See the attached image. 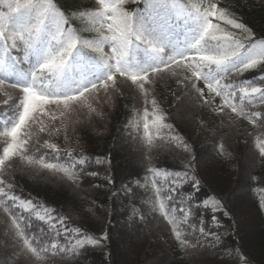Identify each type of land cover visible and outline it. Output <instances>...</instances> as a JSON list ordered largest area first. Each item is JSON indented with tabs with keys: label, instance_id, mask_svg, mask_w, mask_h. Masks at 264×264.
I'll return each instance as SVG.
<instances>
[{
	"label": "trees",
	"instance_id": "obj_1",
	"mask_svg": "<svg viewBox=\"0 0 264 264\" xmlns=\"http://www.w3.org/2000/svg\"><path fill=\"white\" fill-rule=\"evenodd\" d=\"M53 3L65 15L68 27L82 40L96 41L112 35L107 29L109 21L93 15L102 10L98 0L85 3L83 0H53ZM208 4V7L216 5L217 15L212 20L222 30L218 32H230L243 41H264V0H208ZM122 7L132 14L142 12L146 6L141 0H123ZM230 20L244 27L237 28L229 23ZM103 52L110 53L108 44L103 45ZM84 54L100 55L90 48H85ZM115 76V84L108 82L110 86L105 95L101 96L97 86L98 91L86 94L83 104L72 105L70 112L56 119L51 116L60 115L63 106L48 105L49 115L42 117L46 131L40 132L36 125L32 127L33 135L24 155L56 163L66 168L71 178L64 172L30 165L20 157H13L0 168V181L4 182L0 187L7 193L0 195V228L6 241L11 243L7 253H0V264H121L119 246L113 240L118 215L127 223L148 226V234L140 242V252L135 251V258L129 259L130 255L125 264H145L144 254L154 255L150 252L152 248L161 250L162 254L150 264H165L167 257L170 259L166 264H264V155L257 147L264 145V103L257 99L249 102L251 98L247 97L236 102V112L217 115L208 109L207 121L198 128L201 99L195 86L197 79L194 78L195 82L185 80V93L174 104L176 80L169 70L148 76L143 90L130 79L119 74ZM124 81L128 82L123 84ZM230 82L264 86V62L242 75H225L222 83ZM5 88L10 92L13 89L8 84ZM15 89L18 91H14L16 95L11 105L23 95L20 89ZM4 98L0 93V102ZM186 100L194 109L190 114L191 132L179 125L180 109ZM11 105L0 106V113L11 109ZM257 112L259 117L253 115ZM218 118L221 119L211 139L201 144ZM250 120L252 124L247 125ZM97 123L101 124V139L85 130L86 126ZM145 123L149 125L147 130L143 127ZM4 130L0 126V132ZM123 133L136 142L142 152L139 167L127 173L117 147V139ZM77 140L80 149L78 146L72 150L64 148L71 143L77 144L74 143ZM9 141L10 138L0 136V150ZM53 142L63 149L53 152L44 147L45 143ZM184 143L189 145L188 150L179 149V144ZM213 144L214 167H200L204 155L213 151ZM245 145H250L255 153L254 162L244 154ZM220 150H225L235 167L231 168L219 157ZM215 166L218 169L214 172ZM177 171L188 172L191 176L178 178L174 175ZM24 173L67 185L75 192L72 194L80 205L76 206L74 200V206L69 205L70 196L65 188L34 183L25 178ZM244 182L248 185L254 214L253 234L249 236V231L241 227L233 202L237 185ZM169 195L171 200L167 198ZM134 205L139 207L137 213L141 218L133 215ZM39 216H44L45 220H40ZM213 216L227 228V233L213 224ZM13 218L19 228L12 223ZM58 220L63 221V227ZM216 230H219V240L209 236ZM176 232L180 234L179 239ZM81 234L95 238L106 235L107 240L101 246L74 247ZM247 236L251 240H244ZM24 239L37 249V254L28 250ZM53 243L57 244L55 250L51 248ZM61 245L64 252L60 251ZM148 245L151 249L146 251Z\"/></svg>",
	"mask_w": 264,
	"mask_h": 264
},
{
	"label": "snow or ice",
	"instance_id": "obj_2",
	"mask_svg": "<svg viewBox=\"0 0 264 264\" xmlns=\"http://www.w3.org/2000/svg\"><path fill=\"white\" fill-rule=\"evenodd\" d=\"M141 3L146 6L143 12L129 14L123 10V0H98L102 10L93 15L109 21L107 29L112 35L87 41L78 37L70 27L65 28L67 21L53 0H0V84L4 79H9L12 81L11 86L19 88L23 94L12 105L11 115L0 120V126L5 128L0 136L10 138L7 146L0 150V168L13 157H20L30 165L64 172L71 178L68 170L56 163H45L43 159L34 160L24 155L33 135V125L38 126L40 132L46 131L42 121V117L49 115L46 106H63L65 109L72 105L79 106L86 99V94L98 91L97 83L105 91L110 86L108 82L114 85L115 74L130 79L143 90L144 84L148 82L149 71L155 73L163 70L161 65L167 67L179 63L177 57L190 59L192 63L187 66L194 69L193 77L208 81L207 88L217 96L229 89L239 88L244 97L251 98L249 102L257 99L264 103V87L251 86L249 82V91V86L222 83L225 75L235 73L239 76L264 62V41L250 43L245 48L231 34L218 35L217 32L222 30L212 24L210 19L217 15L215 4L203 11L192 5V11H185L177 0H141ZM173 17L178 22L175 25L171 22ZM180 23L184 25L182 31L186 39L178 44L171 35L173 32L179 34L177 30ZM229 23L237 28L244 27L231 20ZM17 42L22 47L17 48ZM105 44L110 47L108 54L103 52ZM85 48L100 53L99 57H86ZM13 49L23 55L20 58L12 55ZM189 52L200 54L189 57ZM235 97L236 92L232 91L229 98ZM224 103H228V98ZM231 110L237 111L235 106H231ZM253 115L259 117L260 113ZM143 127L147 130L149 125L145 123ZM44 147L53 152L59 151L54 144L45 143ZM260 153L264 155V146L260 147ZM0 195H7L2 187ZM167 198L172 199L171 195ZM25 208L28 209L27 204ZM181 211L184 209L181 208ZM38 218L45 220L44 216ZM12 223L19 228L15 218ZM57 223L63 227L62 220ZM175 234L179 239L180 234ZM20 235L23 236V233ZM106 240V235L95 238L81 234L74 247L101 246ZM23 243L31 253L37 254V249L32 247L28 239H24ZM51 248L55 250L57 244L53 243ZM60 251H65L62 245Z\"/></svg>",
	"mask_w": 264,
	"mask_h": 264
},
{
	"label": "rangeland",
	"instance_id": "obj_3",
	"mask_svg": "<svg viewBox=\"0 0 264 264\" xmlns=\"http://www.w3.org/2000/svg\"><path fill=\"white\" fill-rule=\"evenodd\" d=\"M187 73H189V70H187ZM202 89H203L205 98L212 100L214 104V108L221 111L225 105L224 103L225 99L221 98L220 96H217L215 93H212L203 87ZM181 93H182V86L179 85L175 92L176 98H178L181 95ZM183 108L184 107H182V109ZM200 120H205L204 112L201 113ZM185 124L187 125L185 126ZM100 125H101L100 123H97L94 129L91 130V129L86 128L85 130H87L89 134L92 135L94 138L101 139V137L103 136V132H101ZM179 125L182 129H187L189 130V132L192 131L189 119L183 122L179 117ZM101 142L102 141H100V143ZM117 142H118L117 147H118V152H119V158L121 160L122 166L125 169V172L127 173L131 168H138L140 165V159L142 157V154H141L142 152L139 151V148L136 142L131 141V139L126 137L124 133L118 137ZM214 146L215 144H213V151H212L213 153L207 152V154L204 155L205 158L203 157L201 161L199 160L200 167L202 168H204V166L210 167L208 163L211 164V162H213L211 160V157L214 155ZM251 149L252 148L250 147V145H245L244 154L247 156V159L249 161L253 159V162H254L255 154L253 152L252 153L253 156L250 155L252 151ZM171 152H175V151H171ZM217 169H218V166H215L214 170L211 168V170H213L214 172ZM24 174H25L24 175L25 178H27L28 180L34 183L53 186V188H59V187L63 189L65 188L68 191L69 196H70V198L68 199L69 205L73 207L74 201L76 202V206L77 204H79L78 198L74 197L70 188L67 185L60 184V183L56 184L52 179L49 180L48 178H44V177H39V176L36 177L28 173H24ZM219 178L222 179V177H219ZM123 182L124 181H122L121 183ZM247 186L248 185L246 182H244L243 184L237 185L236 191L234 192L233 202H234V212L239 218V222H241V227L249 231L247 234L249 236V234H253L252 225L254 223V214L252 211V204H251L252 200H251L249 191H247L248 190ZM118 213L121 214L119 211ZM117 217H118V222H115L114 224L113 240L117 242L119 246L118 251L120 253L121 264H125V261L128 259L130 255H132V253H134L135 251H137L138 253L140 252L141 250L140 242H141V239L145 237V235L147 236L148 232L146 229L148 228V226H145L143 224L135 225L133 223H127V221L121 216L118 215ZM248 236L244 238V240H251V238ZM6 240L8 239L7 237L3 236L2 229L0 228V253H7V249H9V247L11 246L10 241H6ZM105 258L107 259V257ZM169 259L170 257H167L166 260H164L166 261L165 264L169 263ZM111 263H113L112 260H111Z\"/></svg>",
	"mask_w": 264,
	"mask_h": 264
},
{
	"label": "bare ground",
	"instance_id": "obj_4",
	"mask_svg": "<svg viewBox=\"0 0 264 264\" xmlns=\"http://www.w3.org/2000/svg\"><path fill=\"white\" fill-rule=\"evenodd\" d=\"M194 111V109H193V107H192V105L190 104V102H188L187 100L186 101H184V108L182 109H180V119L184 122V121H187L188 119L190 120V125H192V119H191V117H190V114L192 113ZM95 124V123H94ZM94 124H90V125H88V126H86V127H88V129H94L95 127H96V125H94ZM252 150V149H251ZM250 150V151H251ZM253 153V150L251 151V154L250 155H253L252 154ZM255 154V153H254ZM210 167H214V164H213V162H211V164H210ZM72 193H74L75 194V192L72 190ZM73 194V195H74ZM135 256H136V252H134V253H132V255H131V257H129V259H134L135 258Z\"/></svg>",
	"mask_w": 264,
	"mask_h": 264
}]
</instances>
